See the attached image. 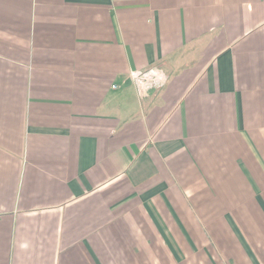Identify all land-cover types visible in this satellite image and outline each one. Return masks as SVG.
<instances>
[{"label":"crops","instance_id":"obj_1","mask_svg":"<svg viewBox=\"0 0 264 264\" xmlns=\"http://www.w3.org/2000/svg\"><path fill=\"white\" fill-rule=\"evenodd\" d=\"M0 264H264V0H0Z\"/></svg>","mask_w":264,"mask_h":264},{"label":"built area","instance_id":"obj_2","mask_svg":"<svg viewBox=\"0 0 264 264\" xmlns=\"http://www.w3.org/2000/svg\"><path fill=\"white\" fill-rule=\"evenodd\" d=\"M166 79L165 73L158 67L130 73V80L135 88L136 95L142 100L148 98L152 88L164 85ZM111 88L116 89V86L112 85Z\"/></svg>","mask_w":264,"mask_h":264}]
</instances>
